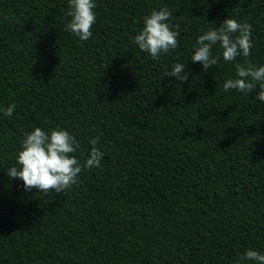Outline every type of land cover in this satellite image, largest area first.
<instances>
[{
	"label": "trees",
	"instance_id": "trees-1",
	"mask_svg": "<svg viewBox=\"0 0 264 264\" xmlns=\"http://www.w3.org/2000/svg\"><path fill=\"white\" fill-rule=\"evenodd\" d=\"M87 41L68 0H0V264H237L264 254V102L223 84L264 65V0H94ZM167 8L178 47L158 59L134 37ZM252 25L247 58L203 71L199 35L227 17ZM235 35V34H234ZM183 63L186 82L166 76ZM13 115H5L10 104ZM63 128L101 166L66 192L10 178L26 133ZM253 264V262H245Z\"/></svg>",
	"mask_w": 264,
	"mask_h": 264
},
{
	"label": "clouds",
	"instance_id": "clouds-1",
	"mask_svg": "<svg viewBox=\"0 0 264 264\" xmlns=\"http://www.w3.org/2000/svg\"><path fill=\"white\" fill-rule=\"evenodd\" d=\"M96 8L94 0H68L66 15L71 19L66 25V30L81 41H87L93 34ZM171 15L167 8L153 9L143 18V27L134 37L138 48L153 59H158L162 53L167 54L178 47L179 32L172 30V26L167 22ZM216 45L222 50V58L226 62L236 61L240 56L249 57L253 47L252 25L227 17L219 27L209 29L198 36L191 61L200 63L203 71L207 72L218 63V58L212 54L213 46ZM235 68L236 78L226 80L223 89L250 93L258 88L256 99L264 102V65L257 66L245 59L244 63L236 62ZM166 76L175 77L182 82L189 79L185 65L179 62L172 66ZM15 108L14 103L10 104L5 110V115L11 117ZM89 143L92 145L90 153L81 164L74 155L80 148V142L72 133L60 127L46 133L36 127L26 133L22 150L16 156L20 167L9 168L7 174L10 178L22 179L26 190L35 188L37 192L44 194L50 191L57 194L66 192L78 184L79 174L84 169L101 166L103 152L96 147L97 139H91ZM246 261L264 264V254L250 248L238 257L237 264H245Z\"/></svg>",
	"mask_w": 264,
	"mask_h": 264
}]
</instances>
